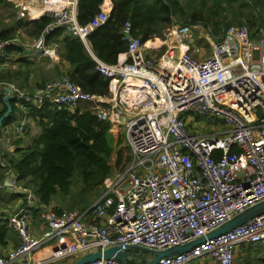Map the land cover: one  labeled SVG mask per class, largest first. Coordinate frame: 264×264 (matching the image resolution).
<instances>
[{
    "label": "built area",
    "instance_id": "obj_1",
    "mask_svg": "<svg viewBox=\"0 0 264 264\" xmlns=\"http://www.w3.org/2000/svg\"><path fill=\"white\" fill-rule=\"evenodd\" d=\"M99 7L84 24L76 19L77 0L44 12L52 20L25 55L58 63L60 44L46 43L45 35L62 26L87 43L88 34L107 19L111 0H103ZM121 31L127 48L114 63L98 59L90 50L96 70L107 79V95L83 91L66 75L39 81L31 90L8 84L18 110L15 131L21 132L28 120L27 103L39 107L49 102L74 110L84 102L98 119L109 121L113 136L123 130L131 158L122 171L103 179L85 209L57 214L44 208L39 214L42 232L35 237L30 234L34 194L15 186L22 202L6 222L21 243L0 251V264H21L22 257L28 259L61 236L69 239L64 247L59 245L36 264L113 245L122 250L132 245L165 249L200 237L203 241L187 251L154 264H191L204 256L217 264H236L241 246L264 247V212L207 237L264 200V36L251 38L244 24L227 27L221 40L198 24L173 26L163 37L144 42L131 34L129 21ZM10 42L14 43L0 38V53ZM160 44L165 47L156 59ZM83 264L124 263L101 257Z\"/></svg>",
    "mask_w": 264,
    "mask_h": 264
},
{
    "label": "trees",
    "instance_id": "obj_2",
    "mask_svg": "<svg viewBox=\"0 0 264 264\" xmlns=\"http://www.w3.org/2000/svg\"><path fill=\"white\" fill-rule=\"evenodd\" d=\"M102 1L77 0V21L82 24L89 22L99 12ZM51 20V16L43 13L37 19L16 17L10 24L0 21V38L13 40L11 32L22 28L33 41ZM125 21L130 23L131 34L140 37L142 42L163 37L176 24H200L217 40L222 39L230 25L244 24L250 29V37L259 39L264 36V0H111L107 19L87 36L91 51L98 59L114 63L118 54L126 50L127 40L121 31ZM45 40L46 43L60 44V62L65 60L69 64V69L62 75L69 77L83 91L108 94L107 79L96 70L95 60L82 39L66 33L62 26H55L45 35ZM3 52L4 57L0 55V116L6 108L3 100L5 91L1 84H14L25 90H31L38 84L29 82V69L34 60L23 55L21 45L10 42ZM10 53L17 54L13 60L17 63L16 67L2 65ZM9 102L12 110L3 119L4 126L16 120L18 115L14 97ZM26 105V116L36 122L40 130L31 137L29 144L17 146L13 153L0 154V183L6 169L12 170L20 185L30 188L34 194L33 213L39 215L44 208L50 207L58 194L67 195L74 172L79 176L81 191H91L101 187L103 179L111 174L114 166L122 171L129 162L130 153L123 156V146L114 150L116 144H121V139L114 144L109 121L98 119L89 109V104L82 102L74 110L58 108L49 102H43L39 107ZM113 153L115 161L112 165L110 159ZM80 201L79 210L90 205L87 198ZM51 208L57 214L65 212L57 205ZM8 215L0 212V247L9 241L14 246L21 243L19 235L7 225ZM69 258L71 256L63 258V263L66 264ZM145 260L124 259V264H144ZM237 264H264V259L239 256Z\"/></svg>",
    "mask_w": 264,
    "mask_h": 264
},
{
    "label": "rangeland",
    "instance_id": "obj_3",
    "mask_svg": "<svg viewBox=\"0 0 264 264\" xmlns=\"http://www.w3.org/2000/svg\"><path fill=\"white\" fill-rule=\"evenodd\" d=\"M1 1L2 2H0V21H4L5 23H9L10 24L14 19H16V17L18 18V16H17L18 15L17 8L14 7L12 4H10V3L15 4L12 1H9V0H1ZM32 6H34L36 8V11H37V9L42 8L44 6V3L42 4L41 0H37V1L33 2ZM43 13L44 12H41L39 14V16L42 15ZM21 17H22L21 19L26 20V18H28L30 16L25 13V15L21 16ZM31 19H33V18H31ZM183 25H190V24H183ZM183 25L176 24V25H173V26L175 27V26H183ZM198 25H200V24H198ZM11 33H12V39H13L14 43L22 46L23 53H24L25 50H27L32 45V43H33L32 40L27 37V35L23 32L22 28L16 29V30L12 31ZM196 35H197V30L194 29L193 32H192V39L194 41H195V36ZM164 47L165 46L163 44H160V47L157 49V51L153 55L154 58L157 59L159 51H162L164 49ZM0 55H1V57H4V52L0 53ZM15 56H17L15 53H10L8 55V60L10 62H13V59L15 58ZM5 61H7V60H5ZM52 71H53L52 72L53 73L52 77H48V78L42 79V80H49V79L52 80L55 77L61 76L64 73V71L57 70L56 72L58 74L55 76V71L53 70V68H52ZM15 123L16 122L14 120L10 125H8L7 126V131H4L5 130L4 127L6 128V125L5 126L2 125V124L0 125V129H1L0 153H3L4 151L13 153L14 149L17 146H22V145L27 144L28 140H30V138L32 136L31 134L34 132V127L31 126L29 123H26V122L24 123L23 130L21 132H18L17 130L15 131L14 130V124ZM217 127L222 128L223 127L222 123L218 121ZM209 131L210 130H206L205 132H209ZM20 135L22 136V138L19 139L18 136H20ZM124 137H125V135H124L123 130H121L117 135L113 136L114 144H116V140L117 139H119V138L121 139V144L120 145L116 144L114 150L117 147H122L123 146L124 147L123 156L128 155V153H129V150H128L127 146H126L127 143H126ZM15 139H18L19 140L18 142H21V144L20 145H15V143H14V142H16ZM5 153L3 155H5ZM114 161H115V155L113 153L112 156H111V159H110V163L113 165ZM119 171H120L119 167L114 166L113 169H112L111 174L114 175L115 173H117ZM19 185H20V182H16V186H19ZM81 187H82V185L80 183L79 176H78L77 172H74V174L72 176V184H71L69 193L67 195H64V196L58 194L55 197V199L51 202L50 205L51 206H56L57 205V206L61 207L62 209H64L65 211L78 210V209H81V207H80L81 201L80 200H83L84 198H87V200L91 204L93 202V200L95 199V197L98 195L99 190L101 188L100 186L96 187V188L91 190L92 191V193H91V191H85V192L81 191ZM14 194H17V192H15L13 190V192H12V194H10V196H12ZM72 204H74L75 206H73ZM62 237H64V236H61L60 238H62ZM52 242L53 241H51V243ZM243 247H246V246H241L236 252V256H235L236 264L238 263V257L242 255ZM259 247L260 246L255 245L252 248L255 250V249H258ZM132 249H133V251H132ZM130 250H131V253L126 258V260L135 258L136 261H141L142 258H144L146 260L154 258V254L151 251H148V250H145V249H142V248H139V247L131 248ZM260 251H261V254L264 255V249H261ZM206 257H208V258H206ZM199 259H204V260L199 261L198 264H200V263H205V264H213V263H215V261L209 256H204V257H201ZM199 259H196L191 264H193L194 262H196ZM210 260H212L213 262L210 261ZM61 261H62L61 259L57 260V259H53L51 257L44 264H50L52 262L60 264Z\"/></svg>",
    "mask_w": 264,
    "mask_h": 264
},
{
    "label": "crops",
    "instance_id": "obj_4",
    "mask_svg": "<svg viewBox=\"0 0 264 264\" xmlns=\"http://www.w3.org/2000/svg\"><path fill=\"white\" fill-rule=\"evenodd\" d=\"M34 1H37V0H21V1H19V5H16L18 7V8L16 7L17 11L18 10L20 11L22 9V11H24V13H26L27 15L38 14V16H39V14H40L39 12L56 11L66 4V0H64L65 2L63 0L62 1L61 0L60 1L41 0L42 4L44 3V6L42 8H39L38 13H37L36 8L34 6H32ZM55 3L56 4L58 3V5H56ZM60 3H62L61 6H60ZM63 3H65V4L63 5ZM52 6L53 7L55 6L56 8L54 7L52 9H49ZM43 8L45 10H42ZM33 9H34V11H32ZM31 13H33V14H31ZM28 18H31V17H28ZM87 48L89 51L90 45L88 42H87ZM33 59H34V63L31 66V68L29 69V82L30 83L39 82L42 79L52 77V75H53L52 68L55 71V76L58 74L56 72L57 70L67 71L69 69V64L65 60H62L61 62H58L56 64H49V59L47 57H44V56H36ZM2 65L3 66L4 65H6V66L10 65V66L16 67L17 63L10 62L9 60H7V61L3 62ZM26 123H29L31 126L34 127V132L31 134L32 136H34L35 134H37L39 132L40 127L37 125L36 122H34L30 118H28ZM4 129H5V127H4ZM4 131H6V130H4ZM18 138L20 139V138H22V136L20 135V136H18ZM16 140H18V139H16ZM30 140H31V138H30ZM30 140H28L27 144L30 143ZM14 143H15V145L21 144V142H18V141L14 142ZM27 144H25V145H27ZM25 145H22V146H25ZM5 152L6 151H4L3 153H5ZM3 153H0V154H3ZM2 164H3V162H2ZM12 181H14V182H12ZM16 182H18V181L16 180L15 175L12 172V170L10 172L9 168L6 169L5 176L2 178V181L0 183V212H2L4 215L5 214L8 215L10 212L14 211L15 208L22 202L21 201L22 195L20 193H17V194L10 196V194H12V192L14 190V187L16 186ZM50 207H52V206L50 205ZM41 232H42V225H41V221L39 219V215L33 213L31 223H30V234L35 237V236H38L39 234H41ZM68 241H69V239L66 237L57 238V239L53 240L52 243L50 242L48 244H45L42 248L33 252L28 259H25V257H22L24 262L21 264H36L37 261L40 260L42 257H50V253L54 247H57V246L61 245L62 243L65 244ZM257 246H259V245H257ZM14 247H15L14 243L12 241H9L5 246L0 247V250H9V249H12ZM252 247L253 246H251V245L243 247L241 256H243L244 259H250V258H256V257L264 259V255H262L261 251H260L261 249H264V247L260 246L258 249H255V250ZM129 255H130V253H129ZM82 256H83V254H81V253L74 254L73 256H71V258L68 259L69 261L66 264L71 263V262L77 260L78 258H80ZM127 257H125V259ZM206 258H208V257H206ZM147 260H149V259H147ZM202 260H204V259H199L196 262H194L193 264H198V262L202 261ZM210 261H212V260H210ZM13 264H15V263H13ZM60 264H64L63 260L60 262ZM200 264H205V263H200ZM213 264H217V263L215 262Z\"/></svg>",
    "mask_w": 264,
    "mask_h": 264
},
{
    "label": "water",
    "instance_id": "obj_5",
    "mask_svg": "<svg viewBox=\"0 0 264 264\" xmlns=\"http://www.w3.org/2000/svg\"><path fill=\"white\" fill-rule=\"evenodd\" d=\"M35 19H37V17ZM2 88L5 91V94L3 96V100H4L6 108H5L4 112L2 113V115L0 116V125L3 122V119L7 118L11 113L12 107H11V104L9 102V99L13 97L12 87H10V85L3 84ZM263 212H264V200L254 204L252 206H249L244 211H242V212L234 215L230 219L226 220L224 223H222L221 225L214 228L211 232H209L207 234V237L211 238V237H215L217 235H220L223 232L228 231L231 228H233L239 224H242L243 222L249 220L250 218H253L255 216L262 214ZM201 241H203V237L196 238L192 241L186 242V243L181 244V245L170 246V247H167L165 249H152V248H148V247H145L142 245H132V246H130V248L139 247V248L151 251L154 254V258L147 260L144 264H154L161 257L177 254V253H180L183 251H187L193 245H195ZM64 245L65 244L62 243L60 246L64 247ZM57 248H58V246L54 247L53 251H55ZM129 253H130V249L122 250V249H120V247L118 245H113V246H109V247L105 248L103 251L97 250V251L87 253L86 255H83L82 257H80L77 260H75L71 263H68V264H83L87 261L98 259L101 257L113 258V259L119 261L120 263H124V259H125V257H127L129 255Z\"/></svg>",
    "mask_w": 264,
    "mask_h": 264
},
{
    "label": "clouds",
    "instance_id": "obj_6",
    "mask_svg": "<svg viewBox=\"0 0 264 264\" xmlns=\"http://www.w3.org/2000/svg\"><path fill=\"white\" fill-rule=\"evenodd\" d=\"M12 4H13V3H12ZM13 5L16 6V5H19V4H16V5L13 4ZM16 7H17V6H16ZM17 8H18V7H17ZM20 11H22V9H21ZM20 11L18 10V15H17L18 18H22V17L20 16V14H19ZM23 13H24V11H23ZM24 15H25V13H24ZM24 15H23V16H24ZM29 16L31 17V15H29ZM37 18H38V17H37ZM26 19L30 20L31 18H26ZM33 19H35V18H33ZM150 39H151V38H150ZM35 40H36V39H35ZM35 40H33L32 42H34ZM87 42H88V40H87ZM15 44H16V43H15ZM32 44H33V43H32ZM85 44H86V47H87V43H85ZM87 49H88V48H87ZM90 50H91V48H90ZM90 50H89V52H90ZM25 54H26V50L24 51L23 55H25ZM16 55H17V54H16ZM25 56H26V55H25ZM26 57H27V56H26ZM15 58H16V56H15ZM15 58H14V59H15ZM27 58H28V57H27ZM33 58H34V57H33ZM33 58H29V59H33ZM14 59H13V60H14ZM33 60H34V59H33ZM59 62H60V61H59ZM3 84H9V83H3ZM3 84H1V86H2ZM10 172H11V170H10ZM248 246H250V245H248ZM259 246H260V245H259ZM85 255H86V254H85ZM61 260H62V259H61ZM146 261H147V260H145V262H146Z\"/></svg>",
    "mask_w": 264,
    "mask_h": 264
},
{
    "label": "bare ground",
    "instance_id": "obj_7",
    "mask_svg": "<svg viewBox=\"0 0 264 264\" xmlns=\"http://www.w3.org/2000/svg\"><path fill=\"white\" fill-rule=\"evenodd\" d=\"M50 1H60V0H50ZM62 1V0H61ZM64 1V0H63ZM65 2V1H64ZM56 4V3H55ZM61 4L62 3H60V6H61ZM65 3H63V5H64ZM48 5V4H47ZM56 5H58V3L56 4ZM55 7V6H54ZM53 6L52 7H48L49 9H52V8H54ZM34 8V7H33ZM56 8V7H55ZM58 9V8H57ZM42 10H45L44 8L42 9ZM32 11H34V9L32 10ZM43 12V11H42ZM37 13H38V9H37ZM39 13H41V12H39ZM31 14H33V13H31ZM36 17H38V14H33V15H31V18H36Z\"/></svg>",
    "mask_w": 264,
    "mask_h": 264
}]
</instances>
